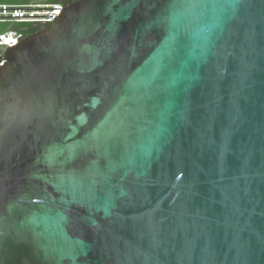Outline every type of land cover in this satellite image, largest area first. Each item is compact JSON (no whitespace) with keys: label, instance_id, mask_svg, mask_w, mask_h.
<instances>
[{"label":"water","instance_id":"95a60500","mask_svg":"<svg viewBox=\"0 0 264 264\" xmlns=\"http://www.w3.org/2000/svg\"><path fill=\"white\" fill-rule=\"evenodd\" d=\"M6 10L0 264H264V0Z\"/></svg>","mask_w":264,"mask_h":264},{"label":"built area","instance_id":"2783aa9c","mask_svg":"<svg viewBox=\"0 0 264 264\" xmlns=\"http://www.w3.org/2000/svg\"><path fill=\"white\" fill-rule=\"evenodd\" d=\"M62 3L52 5L41 4H0V17H18V18H0V24L6 26V31H0V68L4 66V50L20 44L26 37L23 30H12L11 26L17 24H32L34 27L43 29L46 25L55 23L56 17L61 10H6V9H64Z\"/></svg>","mask_w":264,"mask_h":264},{"label":"trees","instance_id":"16d2710c","mask_svg":"<svg viewBox=\"0 0 264 264\" xmlns=\"http://www.w3.org/2000/svg\"><path fill=\"white\" fill-rule=\"evenodd\" d=\"M48 5L62 3L65 6L68 4L76 1V0H47ZM0 4H15V5H27V4H37L36 0H0ZM0 24V31H6V26ZM53 25L48 24L44 28H50ZM12 30H23L24 34L27 33V35H32L33 33H36L41 30V27H34L32 24H17L14 26H11Z\"/></svg>","mask_w":264,"mask_h":264},{"label":"crops","instance_id":"0c3cea01","mask_svg":"<svg viewBox=\"0 0 264 264\" xmlns=\"http://www.w3.org/2000/svg\"><path fill=\"white\" fill-rule=\"evenodd\" d=\"M37 4H41V5H48V1L47 0H36Z\"/></svg>","mask_w":264,"mask_h":264},{"label":"flooded vegetation","instance_id":"af4514ba","mask_svg":"<svg viewBox=\"0 0 264 264\" xmlns=\"http://www.w3.org/2000/svg\"><path fill=\"white\" fill-rule=\"evenodd\" d=\"M25 36H28L27 33L25 34Z\"/></svg>","mask_w":264,"mask_h":264},{"label":"rangeland","instance_id":"374dc122","mask_svg":"<svg viewBox=\"0 0 264 264\" xmlns=\"http://www.w3.org/2000/svg\"><path fill=\"white\" fill-rule=\"evenodd\" d=\"M2 26V25H1Z\"/></svg>","mask_w":264,"mask_h":264}]
</instances>
